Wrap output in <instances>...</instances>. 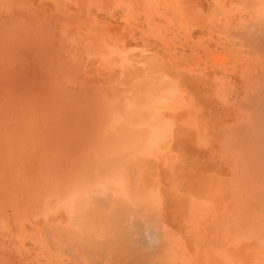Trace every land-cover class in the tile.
<instances>
[{
  "label": "rangeland",
  "instance_id": "obj_1",
  "mask_svg": "<svg viewBox=\"0 0 264 264\" xmlns=\"http://www.w3.org/2000/svg\"><path fill=\"white\" fill-rule=\"evenodd\" d=\"M0 264H264V0H0Z\"/></svg>",
  "mask_w": 264,
  "mask_h": 264
},
{
  "label": "crops",
  "instance_id": "obj_2",
  "mask_svg": "<svg viewBox=\"0 0 264 264\" xmlns=\"http://www.w3.org/2000/svg\"><path fill=\"white\" fill-rule=\"evenodd\" d=\"M173 110L175 109L176 111V114H175V117H171V127H175V137L173 136L172 138V141H171V150L168 152L169 154H171V158H172V163L171 165L167 166V175H168V172L172 170V173H170V175H173L174 172H175V179H176V184L178 183V168H177V160H178V153H180V156L179 158H182V150L180 151L179 150V147H178V143H180V139H178V137L180 136L179 134V131H178V128L181 126V123H182V119L178 118V109H179V112L181 111V107H172ZM182 116V115H181ZM182 138V136H181ZM182 141V140H181ZM174 159V160H173ZM175 161V166L174 167V162ZM180 172V170H179ZM180 177V176H179ZM115 191V190H114Z\"/></svg>",
  "mask_w": 264,
  "mask_h": 264
},
{
  "label": "bare ground",
  "instance_id": "obj_3",
  "mask_svg": "<svg viewBox=\"0 0 264 264\" xmlns=\"http://www.w3.org/2000/svg\"><path fill=\"white\" fill-rule=\"evenodd\" d=\"M102 217V216H101ZM106 218V217H105ZM104 219V218H103ZM113 223V222H112Z\"/></svg>",
  "mask_w": 264,
  "mask_h": 264
}]
</instances>
